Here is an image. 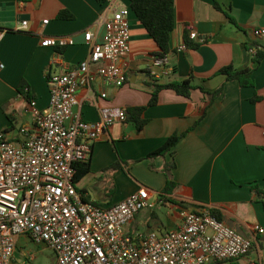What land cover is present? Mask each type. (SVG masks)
Segmentation results:
<instances>
[{
    "label": "crops",
    "instance_id": "obj_1",
    "mask_svg": "<svg viewBox=\"0 0 264 264\" xmlns=\"http://www.w3.org/2000/svg\"><path fill=\"white\" fill-rule=\"evenodd\" d=\"M104 6V0H0V136L23 140L19 129L31 127V106L48 105V75L86 58L85 30L102 40ZM22 21L26 29H20ZM128 23L126 82L118 87L96 77L77 91L72 111L83 121L99 120L100 107L123 108L126 119L88 143L89 170L75 182L76 190L83 201L108 207L146 187L152 207L139 210L125 226L130 234H163L181 225L183 211L208 205L236 232L251 236L253 224L264 226V54L254 62L264 35L253 34L264 28V0H174L167 52L172 70L159 77L150 66L159 52L156 42L133 11ZM56 36H71L74 44L41 45L43 38ZM180 45L186 49L178 51ZM228 65L251 68L253 85L228 79L220 72ZM183 80L194 86L189 97L161 89L148 105L152 84ZM21 84L29 96L18 91ZM141 106L138 129L127 109ZM173 134L182 135L168 152L147 157ZM167 163L173 164L170 184ZM29 241L26 234L15 237L12 264L36 260ZM210 264H264V234L256 235L246 255Z\"/></svg>",
    "mask_w": 264,
    "mask_h": 264
},
{
    "label": "built area",
    "instance_id": "obj_2",
    "mask_svg": "<svg viewBox=\"0 0 264 264\" xmlns=\"http://www.w3.org/2000/svg\"><path fill=\"white\" fill-rule=\"evenodd\" d=\"M104 3L102 40L94 41L93 33L85 30L86 58L48 75V105L31 106V127L19 129L23 140L14 143L0 136V264H12L20 234L50 248L53 264H210L246 255L256 235L264 234V226L253 224L251 236L242 235L203 205L183 211L181 225L163 234H130L125 226L139 210L152 207L146 187L108 207L83 201L76 190L74 163L89 156L88 143L114 121L126 119L125 109L117 107H100L95 122L83 121L72 111L80 86L96 77L118 87L127 80L130 9L125 0ZM27 25L22 21L20 29ZM253 34L262 37L264 28L253 29ZM189 36L194 39L196 33L190 31ZM73 44L71 36L41 41L44 47ZM185 49L180 45L177 50ZM150 66L153 77L172 70L167 53L152 56Z\"/></svg>",
    "mask_w": 264,
    "mask_h": 264
},
{
    "label": "trees",
    "instance_id": "obj_3",
    "mask_svg": "<svg viewBox=\"0 0 264 264\" xmlns=\"http://www.w3.org/2000/svg\"><path fill=\"white\" fill-rule=\"evenodd\" d=\"M28 1V0H23ZM130 11H133L137 16L139 22L143 25L146 32L153 38L156 42L159 52L156 53V56H161L169 51V40L171 32L174 28V0H125ZM233 20L232 18H230ZM264 49L257 52L254 62L258 63V60L263 56ZM220 72L225 74L228 79H237L241 86H252L253 80L251 78L252 69L245 68L241 70H234L231 65L225 66L220 69ZM24 86H19V92L22 95L29 96L28 92L24 90ZM194 88L190 84L189 80L183 81H170L167 83L152 84L151 97L148 101V105H152L157 101V94L161 89H171L175 93L189 97L191 90ZM221 91V88L213 92V94H218ZM144 109V106L141 107H132L127 109V114L135 116V123L137 128L140 129L143 121L138 118V115ZM182 134H173L170 136L164 144L153 152L149 153L147 157H153L157 155H163L168 152L171 147H173L179 140ZM89 156L87 158H82L79 161L74 163V177L73 180L76 182L89 170ZM116 165L111 166V169L115 168ZM173 167L172 163H167L165 165V174L167 176V184H170L169 171ZM264 206V200H263ZM213 214L218 218V214L214 211Z\"/></svg>",
    "mask_w": 264,
    "mask_h": 264
},
{
    "label": "rangeland",
    "instance_id": "obj_4",
    "mask_svg": "<svg viewBox=\"0 0 264 264\" xmlns=\"http://www.w3.org/2000/svg\"><path fill=\"white\" fill-rule=\"evenodd\" d=\"M17 124L19 125L21 123L20 120H18ZM27 247L31 250V252L35 253L36 260L32 262V264H51V260L53 258V253L50 248H48L44 244H35L32 241H29L27 244Z\"/></svg>",
    "mask_w": 264,
    "mask_h": 264
}]
</instances>
